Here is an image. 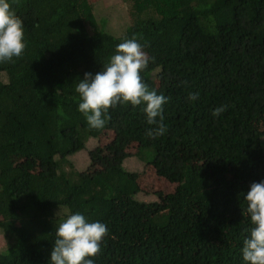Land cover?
Listing matches in <instances>:
<instances>
[{
	"label": "trees",
	"instance_id": "trees-1",
	"mask_svg": "<svg viewBox=\"0 0 264 264\" xmlns=\"http://www.w3.org/2000/svg\"><path fill=\"white\" fill-rule=\"evenodd\" d=\"M130 1L121 34L91 0L12 4L26 49L0 63V264H50L56 227L76 212L108 228L94 264H245L243 196L264 180V0ZM133 36L154 58L144 82L169 98L155 139L143 105L110 108L99 130L78 110L84 73ZM134 155L141 168L124 164ZM149 167L172 189L151 188Z\"/></svg>",
	"mask_w": 264,
	"mask_h": 264
},
{
	"label": "clouds",
	"instance_id": "clouds-1",
	"mask_svg": "<svg viewBox=\"0 0 264 264\" xmlns=\"http://www.w3.org/2000/svg\"><path fill=\"white\" fill-rule=\"evenodd\" d=\"M13 3L19 0H0V63L22 58L26 49L23 20L16 15ZM144 48L135 36L125 39L116 46L103 71L84 73L75 91L80 97L78 110L90 128L102 129L110 119V108L131 104L143 105L147 123L153 126L147 130L148 137L155 139L165 134L163 105L169 98L144 82L142 73L154 60ZM198 98L199 93H189V100ZM227 107L215 108L212 115L220 116ZM243 199L252 227L245 230L249 235L243 240L242 258L245 264H264V180L252 182ZM107 234V226L98 220L90 222L79 212L68 215L56 227L50 264H94L93 258L101 252Z\"/></svg>",
	"mask_w": 264,
	"mask_h": 264
},
{
	"label": "rangeland",
	"instance_id": "rangeland-1",
	"mask_svg": "<svg viewBox=\"0 0 264 264\" xmlns=\"http://www.w3.org/2000/svg\"><path fill=\"white\" fill-rule=\"evenodd\" d=\"M93 5V10L95 16L98 20V23L102 28L110 30L115 34H121L126 26L131 22V1L130 0H91ZM160 83V82H159ZM110 137H106L104 143H108L110 141ZM98 142L97 138L88 141V144L94 145ZM134 145H132L133 147ZM83 151V150H81ZM75 158V162L79 167H84L88 161V153L87 151H83L79 154L73 155ZM74 160V159H73ZM124 164L128 168L138 169L142 167V164L139 162L138 158L134 156H128L124 160ZM152 167L148 168V172L146 175H151ZM149 176L148 181L146 183H150L152 185L151 188L156 189L157 191H167L172 189L174 184L169 180H165L164 178L155 175ZM149 185V184H147ZM152 189V190H153ZM139 198H157L156 194H138ZM6 244L5 237L3 231L0 229V248L4 247Z\"/></svg>",
	"mask_w": 264,
	"mask_h": 264
}]
</instances>
